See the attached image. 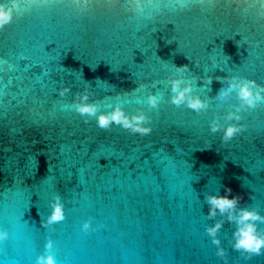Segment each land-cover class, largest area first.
<instances>
[{
  "label": "water",
  "instance_id": "95a60500",
  "mask_svg": "<svg viewBox=\"0 0 264 264\" xmlns=\"http://www.w3.org/2000/svg\"><path fill=\"white\" fill-rule=\"evenodd\" d=\"M153 3L149 20L124 0H30L0 31V264H33L46 240L56 264H223L205 232L217 220L227 264H264V254L245 260L232 250L235 225L209 219L204 200L229 187L240 207L264 216V102L240 113L245 128L227 143L208 129L239 103L217 96L227 87L218 77L264 85V7ZM171 65H187L206 112L169 103ZM63 86L71 91L60 98ZM86 87L99 111L143 110L152 132L84 124L68 106ZM149 92L160 97L151 110ZM57 194L65 218L41 227ZM86 220L102 227L85 233Z\"/></svg>",
  "mask_w": 264,
  "mask_h": 264
},
{
  "label": "clouds",
  "instance_id": "9594fccd",
  "mask_svg": "<svg viewBox=\"0 0 264 264\" xmlns=\"http://www.w3.org/2000/svg\"><path fill=\"white\" fill-rule=\"evenodd\" d=\"M30 0H0V31L6 25L10 24L13 17V11L16 15L23 16L26 11L25 5ZM80 4L89 5L92 0H75ZM119 3V0H113ZM128 8L132 9L137 14H143L146 19H151L153 11L156 9L153 0H124ZM153 3V10L146 11L149 4ZM261 7H264V0H259ZM174 69V74L171 77H166L165 82L168 85L169 93L168 101L170 104L180 107L183 106L197 114L206 112L208 108V100L201 99L199 95L193 93L192 82L185 77L189 71L187 65H171ZM226 79L227 87H221L217 96L223 100L231 94H235L239 101L234 111H228L223 117L226 122L221 125L215 116L209 122L208 129L212 133L221 132L220 140L222 143H227L234 137L239 135L245 128V125L239 123L242 116L240 113L248 112L255 109L259 104L264 102V85L257 84L253 79L237 78H217ZM71 89L68 86H63L57 89V95L64 98ZM89 88H83L78 93L73 94L71 104L68 106L75 113L83 117L82 122L88 123V119L94 117L95 124L102 130H108L112 126H118L131 135L147 136L152 132L149 126V117L146 113L137 108L132 113H126L119 104H114L110 111H99V105L96 102L89 103L90 97ZM160 101L158 94L149 92L144 97V103L147 109L157 108ZM207 143V141H205ZM252 196H249L251 199ZM208 205L207 217L213 219L219 213L228 223L234 224L232 231V239L230 246L233 251L238 252L243 259L248 260L252 256L264 254V231L257 227L258 223H264V216L255 208L240 207L241 196L233 194L232 189L225 187L223 195L209 194L204 197ZM50 211L47 216L40 221L41 227L51 226L57 222L64 220V207L60 196L53 195L48 202ZM223 220H217L212 225L205 228V232L209 236L211 243L216 246L215 255L227 264L225 249L220 247V241L217 238V232L222 227ZM97 225L92 227L90 221H84L81 224V230L87 233L89 229L96 231ZM8 233L5 230H0V241L7 238ZM52 242L46 240L44 243V251L35 257L33 264H56V260L51 254Z\"/></svg>",
  "mask_w": 264,
  "mask_h": 264
}]
</instances>
